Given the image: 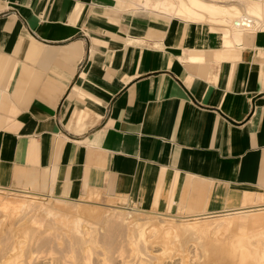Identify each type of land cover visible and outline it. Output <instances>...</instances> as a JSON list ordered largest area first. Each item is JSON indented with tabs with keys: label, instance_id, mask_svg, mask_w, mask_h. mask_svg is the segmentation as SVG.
<instances>
[{
	"label": "crops",
	"instance_id": "crops-1",
	"mask_svg": "<svg viewBox=\"0 0 264 264\" xmlns=\"http://www.w3.org/2000/svg\"><path fill=\"white\" fill-rule=\"evenodd\" d=\"M202 1L243 13L0 0V189L186 218L264 203V23Z\"/></svg>",
	"mask_w": 264,
	"mask_h": 264
},
{
	"label": "bare ground",
	"instance_id": "bare-ground-1",
	"mask_svg": "<svg viewBox=\"0 0 264 264\" xmlns=\"http://www.w3.org/2000/svg\"><path fill=\"white\" fill-rule=\"evenodd\" d=\"M240 1H242L245 4V10H246V13L248 14V16L252 17V19L254 18V21H255L256 25L261 26L260 25V21L262 23H264V0H261V1L240 0ZM188 2H189L190 5L187 7V11L190 10V7L191 8H196V9L201 10L204 13H207L209 15L223 16L226 21L228 19L237 18L241 13H243V11L241 9H239V7L237 5H231V6L229 5L230 7H227V6H223L221 4H217V3H211V4L210 3H206L205 1H202V0H188ZM230 21H232V20H230ZM230 21H228V22H230ZM220 22H224V20L221 19ZM234 25H235V27H238V28L242 27V26L253 27V22L250 19H248L246 16H240L234 22ZM224 26H226V25H224ZM229 29H230V27H229ZM6 192L7 191H4V190L0 189V193H3L4 195H7ZM18 192H21L20 194H21L22 198H24L26 196V197H29V199L27 198V200H25V201H23L21 203H18V202H16L18 200L12 201V200H9V199H4L3 198L4 195L3 196L0 195L1 196L0 197V215H1L0 218L4 219L6 221V222H4L2 220L5 223V224H3L4 228L7 227L9 229L10 228L12 229V227H11L12 226V222H14V220L16 219L15 217L17 216V213L19 214L20 210L23 211V209H25L28 212V213H26V212L25 213H26V215L28 214V217L30 219H29V221L21 223V225H20L21 228L18 229V231L19 230L20 231L19 232L17 231V233L18 234L20 233L21 236L24 237L22 239H24V240L26 239V243H27V241L30 242V241L33 240L34 241L33 244L34 243L36 244V243L40 242L41 244H43V245H45L47 247V245H50L51 243L55 242L56 239L58 238L56 236V234H54V233L60 227H63L64 229L66 228L75 237H77L78 238L77 239V243L78 244H79V242H80V244L85 243L84 240H83L84 239V236H83V230L84 229H83V226L81 225L82 224L81 221H83V220H81L82 219L81 217L76 216V215H72V217H71V215H69V213L67 211H65V209H62V208H60L58 206H52L51 204L45 203L42 198L43 197L46 198V195L31 193V192H28V191H18ZM40 197H42V198H40ZM81 201H83V202L79 203V204L94 205L92 207H95V205H96V207L99 206V205L100 206L101 205L102 206L105 205V203H100V202L99 203H95V202L91 203L89 201V199L81 200ZM84 206L82 207V205H81L83 212H88L89 215H90V213L94 214V213L97 212L96 216H97V214L99 216L98 211H100V213H101V210H99V207L98 208H92V207H86V205H84ZM108 206H110V204H108ZM110 207L113 209V212H114L113 214L114 215H112L109 219H107V223H106V220H105L106 226L105 225L104 226L106 227V229H105L106 233H104V235L102 234L103 235V238H102L103 239L102 240L103 243H101V246L104 245V248H103V252H101V254H100L101 257H99V259H98V264H111V263L112 264H150V263L151 264H169V262H166L167 260L161 262L162 259H160L161 255H163L164 252L166 253L165 250H168L167 248L170 247V245H172V243H173V242L172 243L170 242L171 239L168 240V238H166L165 234L166 233L168 234V233H171V232L172 233L173 232H175V233L179 232L180 233L182 231H185L187 228H192V229L195 228L196 230L193 229V230H195V232L199 231V229H197V228H199L200 224L202 226V222L203 221H201V219L212 217V216L213 217H215V216H225L223 218H220V222L221 221L222 222L227 221L226 222L227 224L226 223H222V225H221L220 222H219V224L221 226H224V224L226 225V226H224V229H225V227H226V229L223 230V231H226V233H229V235L230 234L234 235V233H238L240 229H243V230L245 229L247 232H252V234L246 235V236H244V235L247 234V233H243L241 236L240 235L239 236L235 235L236 237L238 236L236 239L240 238L239 239L240 242H239V244H237V247L228 246L226 244V246H228V247H226V248L222 247V249H220V248H218L219 246L216 248V246L214 245L215 243H213L212 245L215 247V249H213L214 247L212 246L213 248H212L211 252H212V257H213V261L214 262H212L211 264H264V235L262 233L263 232L262 230L260 231L262 233V235H261V233L258 232L260 230V228L264 227V212L260 211V210H264V207L260 208L261 206H259V205L258 206L255 205L254 208H256L255 209L256 212H251V213L250 212H245V211H243L242 208H239V209H236L234 211H228V212H225L224 214H219V215L195 216V217H192V220H189V217H187L188 219H186V217L184 218V217L180 216V217H176L178 219L177 220H173L172 222H170L171 221L170 218H168L169 220L162 218L163 216L166 217L167 215H164V214L159 213L157 211H155V212L154 211L153 212L152 211H143V210H139V209H131V208L120 207V206H117V205H112ZM36 211H41L46 216H51V221H52V218H53L54 221L53 222L48 221V219H50V217H49L47 219L48 224L46 225V229L43 232H41L40 234H38L37 236H34V233L36 232L38 227L41 226V223L37 222L38 219L37 220L34 219V217L37 215ZM104 211H106V210L104 209ZM80 212L81 211H79V213ZM110 212H112V211H110ZM25 213H23V215ZM111 214L112 213H110V215ZM145 214H154V215L158 216V217H156V218H158V221L156 223L153 222L152 218L150 216H148V215H145ZM86 216H87V213H84V215L82 217L87 218ZM94 216H95V214H94ZM101 216H103L102 213H101ZM171 217L175 218L174 216H171ZM88 218L90 220H93V221L95 219L98 220V218H95V217H93L91 219V217L88 216ZM18 220H20V219L18 218ZM101 220H102V218H101ZM20 221H22V219ZM20 221L19 222L17 221V223H20ZM102 221H104V220H102ZM1 223L2 222H0V224ZM220 225L216 226V227H220ZM18 226H19V224H18ZM145 227L150 228L149 237L152 238V239L145 238V236L147 237V235H145L146 233L144 232ZM85 228H87V227H85ZM201 228L203 229V226ZM90 229L87 228L84 231H88L90 233L91 232ZM192 229H190V230L192 231ZM218 229H220V228H218ZM58 230H60V229H58ZM206 230H207V228H206ZM157 232H159V234H157ZM202 233H206L207 234V232H202ZM20 234H19V236H20ZM183 234L184 233H182L181 236H183ZM258 234H260V236H258ZM119 236L124 238L123 241L120 240V241H122V245H121V243L118 240V239H120ZM187 236H188V234H187ZM222 236H224V235L222 234ZM85 239H88V238L85 237ZM115 239H117L118 244L121 245V247L118 245L119 248H120V249L118 248L120 250L118 252L119 254L115 253V254H118V255L114 254V252H117V251H115V250H117V248L115 249L116 245L114 247L115 250L113 249V245H114ZM195 239H196V237H195ZM221 239H222V237H221ZM176 240H175V242H176ZM229 241H231V240H229ZM229 241L227 239L226 242L229 243ZM236 241L234 240V242H236ZM21 243L23 244V242H21ZM169 243H171V244H169ZM177 244H179V243H177ZM127 245H130L131 248L127 247V249L126 248L124 249V247H126ZM173 245L175 246V248L178 247V246L176 247L175 244H173ZM216 245H217V243H216ZM224 245L225 244H223V246ZM27 246H28V244L24 245V247H27ZM174 246L173 247L171 246L170 248L173 249ZM194 246H195V244H194ZM39 247H43V246L41 245ZM154 247H157V249L150 250V248H154ZM197 247H198V245H197ZM11 248H13V247H11ZM128 248L131 249V250L129 249V251H131L132 253L127 251ZM182 248H183V246H182ZM185 248H186V245H185ZM183 249L181 251H183ZM188 249H190V248L188 247ZM37 250H39V249H37ZM50 250L51 249H49V251ZM53 250H55V249H53ZM58 250H59V247H58ZM173 250H172V252L176 253V251L175 250L173 251ZM176 250L178 251V249H176ZM219 250H221V251L223 250V251L221 252ZM82 251H84V250H82ZM126 251L128 253H130V254L127 253L128 254L127 255L125 253ZM169 251H171V250H169ZM54 252L49 253L48 256L45 255V256H39V257H36V258H35L34 255H33L34 257L33 256L31 257L29 255L30 259H28L29 262H27L26 264H59L60 261H62L63 256H61L62 258L57 257L58 255L54 256L53 255ZM172 252H170V253H172ZM184 252H186V251L181 252L182 253L181 256H183ZM189 252L190 251L188 250V252H186V253H189ZM26 253H28V252H26ZM186 253H184L185 256L188 255ZM178 254H179V252H178ZM172 255H174V254H172ZM172 255H171V258L173 257ZM164 256H162V257L164 258ZM166 256H170V255H166ZM181 256H178V257H181ZM15 258H17V257H15ZM165 259H166V257H165ZM182 259L183 258L179 259L178 262L176 260V263L172 262L170 264H183L182 263L183 262ZM188 259H191V258H188ZM12 260L14 261V259H12ZM20 263H22V262H20ZM207 264H209V263H207Z\"/></svg>",
	"mask_w": 264,
	"mask_h": 264
},
{
	"label": "rangeland",
	"instance_id": "rangeland-1",
	"mask_svg": "<svg viewBox=\"0 0 264 264\" xmlns=\"http://www.w3.org/2000/svg\"><path fill=\"white\" fill-rule=\"evenodd\" d=\"M2 190H4V191H7L6 193H7V195H4L3 193H0V195L1 196H3V198L4 199H9V200H12V201H16V200H18V201H16V202H18V203H21V202H23V201H25V200H27V198L29 199V197H24V198H22V196H21V192H18V191H11V190H6V189H2ZM10 191V192H9ZM17 194V195H16ZM0 196V197H1ZM6 196V197H5ZM51 196V197H50ZM13 198V199H12ZM17 198V199H16ZM40 198H42V197H40ZM51 198V199H50ZM43 199V201L45 202V203H48V204H51L52 206H58V207H60V208H62V209H65V211H67L68 213H69V215H71V217H72V215H76V216H79V217H81L82 219L81 220H83V221H81V225L83 226V229L85 230V229H87V228H93L92 230L90 229V233L88 232V231H84L83 230V236H84V242L85 243H83V244H80V242H79V244L77 243V237H75L71 232H69L66 228L64 229L63 227H60V228H58V229H60V230H56V232L54 233V234H56V236L58 237L57 239H56V241L55 242H53V243H51L50 245H47V247L45 246V245H43V244H41L40 242L39 243H34L33 244V240L32 241H27V243H26V239L24 240V239H22V238H24V237H22L21 236V234H20V236H19V234L17 233V231H18V229L19 228H21L20 227V225H21V223L22 222H26V221H29V217H28V214L26 215V213H28L27 212V210H25V209H23V211L22 210H20L19 211V214L17 213V216L15 217L16 219L14 220V222H12V229L10 228H7V227H5L4 228V225L3 224H5L4 222H6L4 219H2V218H0V222H2L1 224H0V264H26L27 262H29V260L28 259H30L29 257L31 256H35V258L36 257H39V256H48L49 255V253H51V252H54L53 253V255L54 256H57V257H59V258H62L61 256H63V259H62V261H60V263L59 264H98V259H99V257H101L100 256V254H101V252H103V248H104V245H102L101 246V243H103V235H104V233H106V231H105V229H106V223H107V219H109L112 215H114L113 213V209L110 207V206H112V205H117V206H120V207H125V208H131V209H139V210H143V211H156V210H145V209H141V208H139V207H137L136 205H133L132 203H129L125 198H122V197H119V196H115V195H105V194H100V193H89L88 195H85V196H83V197H80V198H77V199H72V198H64V197H58V196H53V195H49V196H47L46 195V198L45 197H43L42 198ZM41 199V200H42ZM87 199H89V201L91 202V203H105V205L104 206H97L96 207V205H95V207H92V206H94V205H88V204H79V203H82L83 201H81V200H87ZM81 201V202H80ZM110 204V206H108V204ZM254 204V205H253ZM261 206L262 204H264L263 202H262V200H260V199H249V200H246L244 203H242V205L241 206H239L240 208H242L243 209V211H245V212H256V208H254V206L256 205V206ZM79 205V206H78ZM81 205H82V207L84 206V205H86V207H92V208H98L99 207V210H101V213H102V215L103 216H101V213H100V211H98V213H99V216L102 218V220H104V221H102L101 220V218L98 216V214H97V216H96V213H94L95 214V216H94V214H91L90 213V215H89V213L88 212H83V210H82V207H81ZM251 206V207H250ZM79 207V208H78ZM85 207V206H84ZM245 207V208H244ZM264 206H261L260 208H263ZM106 210V211H104V209ZM79 209V210H78ZM110 209V210H109ZM29 210V209H28ZM98 210V209H97ZM103 210V211H102ZM255 210V211H254ZM33 211V210H32ZM79 211H81L80 213H79ZM110 211H112V212H110ZM260 211H263L264 212V210H260ZM26 212V213H25ZM30 212V211H29ZM37 212V215L34 217V219L35 220H37L38 219V223H41V226H39L38 227V229L36 230V232L34 233V236H37L38 234H40L41 232H43L45 229H46V225L48 224V221H50V222H53L54 220H53V218H52V221H51V216H46L45 214H43L41 211H36ZM104 212V213H103ZM108 212V213H107ZM21 213V214H20ZM23 213H25L24 215H23ZM84 213H87V218H85V217H82L83 215H84ZM106 213V214H105ZM110 213H112L111 215H110ZM162 214H164V215H167L166 217L165 216H163L162 218H164V219H167V220H169L168 218H170V222H172L173 220H177L178 218H176V217H180L181 215H175V214H171V213H163V212H161ZM65 214V213H64ZM82 214V215H81ZM109 214V215H108ZM222 214H224V213H222ZM41 215V216H40ZM45 215V216H44ZM86 215V214H85ZM106 215V216H105ZM109 217H108V216ZM145 215H148V216H150L151 218H152V220H153V222H157L158 221V218H156V217H158V216H156V215H154V214H145ZM1 216V215H0ZM23 216V217H22ZM25 216V217H24ZM88 216L89 217H91V219L93 218V217H95V218H98V220L97 219H95L94 221L93 220H90L89 218H88ZM93 216V217H92ZM154 216V217H153ZM171 216H174L175 218H172ZM47 217V218H46ZM50 217V219H48ZM181 217H183V216H181ZM223 217H225V216H215V217H208V218H203V219H201V221H203L202 222V226H203V229L201 228L202 226H201V224L199 225V228H197V229H199V231H196L195 232V228H193V229H195V230H193L192 228H187L185 231H182V232H171V233H166L165 235H166V238H168V240H170V242L172 243V245H170V247L172 246H174L173 244H175L176 245V247L177 248H175V246H174V250L176 251V253L175 252H172V248H170V247H168L167 249L168 250H165L166 251V253L164 252V254L163 255H161V257L162 256H164V258L162 257H160V259H162V261L161 262H163V261H165V260H167L166 262H169V264L170 263H172V262H175L176 263V260H177V262L179 261V259H181V258H183L182 259V263L183 264H207V263H209V264H211L212 262H214L213 261V257H212V252H211V250H212V248L214 247L212 244L213 243H215L214 245L216 246V248L218 247V248H220V249H222V247H228V246H234V247H237V244H239V242H240V238H238V239H236L239 235L241 236L243 233H247V234H245L244 236H246V235H250V234H252V232H247L245 229L243 230V229H240L239 230V232L238 233H234V235L233 234H230L229 235V233H226V231H223V230H225L226 229V227H225V229H224V226H226L225 224H224V226H221L222 225V223H226L227 221H225V222H220V218H223ZM18 218L21 220L22 219V221H20V220H18ZM45 218V219H44ZM84 218V219H83ZM156 218V219H155ZM185 218V217H184ZM47 219H48V221H47ZM186 219H188V218H186ZM219 219V220H218ZM4 222H3V221ZM88 220V221H87ZM97 220V221H96ZM105 220H106V223H105ZM189 220H192V217H189ZM17 221L19 222L20 221V223H17ZM47 221V222H46ZM94 222V223H93ZM96 222V223H95ZM219 222H220V224H219ZM103 223V224H102ZM18 224H19V226H18ZM50 224V223H49ZM88 224V225H87ZM207 224V225H206ZM220 225V227H216V226H219ZM227 224V223H226ZM43 225V226H42ZM105 225V226H104ZM201 226V227H200ZM207 226V227H206ZM85 227H87V228H85ZM198 227V226H197ZM210 227V228H209ZM223 227V228H222ZM205 228V229H204ZM206 228H207V230H206ZM218 228H220V229H218ZM260 228V227H259ZM14 229V230H13ZM95 229V230H94ZM190 229H192V231L190 230ZM201 229V230H200ZM2 230V231H1ZM16 230V231H15ZM94 230V231H93ZM149 230H150V228H148V227H145V229H144V232L146 233L145 235H147V237L145 236V238H147V239H152V238H150L149 237ZM188 230V231H187ZM206 230V231H205ZM214 230V231H213ZM263 231L262 233H263V235H264V227H262V228H260V230L258 231L259 233H261L260 231ZM12 231V232H11ZM20 231V230H19ZM18 231V232H19ZM105 231V232H104ZM194 231V232H193ZM209 231V232H208ZM212 231V232H211ZM221 231V232H220ZM85 232V233H84ZM188 232V233H187ZM202 232H207V234L206 233H202ZM214 232V233H213ZM223 232V233H222ZM68 233V234H67ZM182 233H184L183 234V236H181L182 235ZM262 233H261V235H262ZM89 234V235H88ZM103 234V235H102ZM157 234H159V232H157ZM187 234H188V236H187ZM191 234V235H190ZM222 234L224 235V236H222ZM14 235V236H13ZM73 235V236H72ZM88 235V236H87ZM91 235V236H90ZM179 235V236H178ZM233 235V236H232ZM235 235H238L237 237L235 236ZM191 236V237H190ZM258 236H260V234H258ZM13 237V238H12ZM85 237L86 238H88V239H85ZM118 237V236H117ZM186 237V238H185ZM195 237H196V239H195ZM203 237V238H202ZM217 239H216V238ZM221 237H222V239H221ZM231 237V238H230ZM235 237V238H234ZM119 238L120 239H118L119 240V242L121 243V245H122V241L124 240V238H122L121 236H119ZM122 238V239H121ZM173 238V239H172ZM194 238V239H193ZM207 238V239H206ZM220 238V239H219ZM234 238V239H233ZM62 239V240H61ZM117 239H115V242H114V245H113V249H114V247H115V245H116V247H115V249L117 248V250H115V251H117V252H114V254L115 253H118L120 250V248H119V246L121 247V245L120 244H118V241H117ZM177 239V240H176ZM194 241H193V240ZM212 239V240H211ZM226 239V240H225ZM227 239H228V241L229 240H231V241H229V243L228 242H226L227 241ZM23 240V241H22ZM120 240H122V241H120ZM174 240V241H173ZM175 240H176V242L177 243H179V244H177L176 242H175ZM179 240V241H178ZM188 240V241H187ZM210 240V241H209ZM223 240V241H222ZM233 240V241H232ZM234 240L236 241V242H234ZM5 241V242H4ZM20 241V242H19ZM192 243H190V242ZM221 241V242H220ZM21 242H23V244L25 245V244H28V246L27 247H24V245L21 243ZM194 242V243H193ZM200 242V243H199ZM211 242V243H210ZM223 242V243H222ZM17 243V244H16ZM171 243H169V244H171ZM216 243H217V245H216ZM222 243V244H221ZM16 244V245H15ZM33 244V245H32ZM40 244V245H39ZM54 244V245H53ZM194 244H195V246H194ZM223 244H225L224 246H223ZM226 244L228 245V246H226ZM232 244V245H231ZM43 246V247H39V246ZM119 245V246H118ZM185 245H186V248H185ZM197 245H198V247H197ZM222 245V246H221ZM23 246V247H22ZM54 248H53V247ZM159 246V245H158ZM181 246V247H180ZM182 246H183V248H182ZM213 246V247H212ZM221 246V247H220ZM11 247H13V248H11ZM58 247H59V250H58ZM66 247V248H65ZM127 247H130L131 248V246L130 245H127L126 247H124V249L126 248L127 249ZM188 247L191 249H188ZM193 247V248H192ZM233 247V248H234ZM21 248V249H20ZM23 248V249H22ZM51 249L50 251H49V249ZM84 248V249H83ZM119 248V249H118ZM130 248H128V252H131V251H129V249ZM180 248V249H179ZM37 249H39V250H37ZM41 249V250H40ZM48 249V250H47ZM53 249H55V250H53ZM155 250V249H157V247H154V248H150V250ZM176 249H178V251L176 250ZM183 249V251H186V252H188V250L191 252H189V253H186V252H184V253H186V254H188V255H186L185 256V254L183 253V256H181L182 255V253L181 252H183V251H181ZM186 249V250H185ZM198 249V250H197ZM213 249H215V247L213 248ZM47 250V251H46ZM82 250H84V251H82ZM131 250V249H130ZM169 250H171V251H169ZM173 250V251H174ZM180 250V251H179ZM210 250V251H209ZM45 251V252H44ZM58 251V252H57ZM125 252L126 254L128 253V252ZM219 251H221V250H219ZM223 251V250H222ZM221 251V252H222ZM26 252H28V253H26ZM170 252H172V253H170ZM178 252H179V254H178ZM59 253V254H58ZM132 253V252H131ZM170 253V254H169ZM13 254V255H12ZM119 254V253H118ZM118 254H115V255H118ZM125 254V255H126ZM128 254H130V253H128ZM127 254V255H128ZM172 254H174V255H172ZM177 254V255H176ZM199 254V255H198ZM17 255V256H16ZM30 255V256H29ZM166 255H170V256H166ZM171 255L173 256L172 258H171ZM197 255V256H196ZM211 255V256H210ZM33 256V257H34ZM175 256V257H174ZM178 256H181V257H178ZM185 256V257H184ZM193 256V257H192ZM195 256V257H194ZM210 256V257H209ZM14 257V258H13ZM15 257H17V258H15ZM165 257H166V259H165ZM169 257V258H168ZM187 257V258H186ZM201 257V258H200ZM212 257V258H211ZM22 260H20V259ZM168 258V259H167ZM175 258V259H174ZM178 258V259H177ZM188 258H191V259H188ZM208 258V259H207ZM12 259H14V261L12 260ZM172 259V260H171ZM200 259V260H199ZM65 260V261H64ZM174 260V261H173ZM195 260V261H194ZM18 262V263H17ZM20 262H22V263H20ZM165 262V263H166ZM193 262V263H192ZM112 264V263H111ZM151 264V263H150Z\"/></svg>",
	"mask_w": 264,
	"mask_h": 264
}]
</instances>
